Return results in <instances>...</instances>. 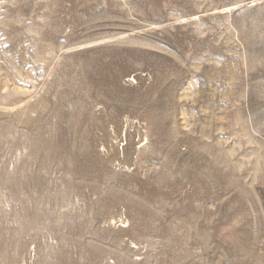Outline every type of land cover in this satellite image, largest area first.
Segmentation results:
<instances>
[{
	"label": "rangeland",
	"instance_id": "1",
	"mask_svg": "<svg viewBox=\"0 0 264 264\" xmlns=\"http://www.w3.org/2000/svg\"><path fill=\"white\" fill-rule=\"evenodd\" d=\"M0 264H264V0H0Z\"/></svg>",
	"mask_w": 264,
	"mask_h": 264
}]
</instances>
